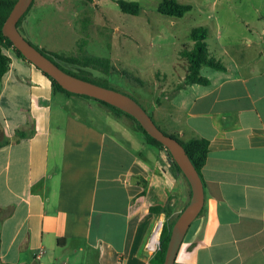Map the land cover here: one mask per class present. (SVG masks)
I'll return each mask as SVG.
<instances>
[{"label":"crops","instance_id":"0c3cea01","mask_svg":"<svg viewBox=\"0 0 264 264\" xmlns=\"http://www.w3.org/2000/svg\"><path fill=\"white\" fill-rule=\"evenodd\" d=\"M258 30L245 42L255 45L254 56L234 48L238 56L221 60L224 69L200 67L206 84L181 85L186 66L173 81L157 77L159 95L171 104L158 116L173 123L179 139L208 141L203 206L173 264H264L263 23ZM5 52L0 258L46 264L69 244L95 249L97 264H150L156 225L175 220L190 199L185 176L163 169L158 148L148 144L156 150L145 154L142 143L133 145L126 128L82 116L88 97L54 89L36 65L12 48ZM154 205H167V212H151Z\"/></svg>","mask_w":264,"mask_h":264},{"label":"rangeland","instance_id":"374dc122","mask_svg":"<svg viewBox=\"0 0 264 264\" xmlns=\"http://www.w3.org/2000/svg\"><path fill=\"white\" fill-rule=\"evenodd\" d=\"M133 1L139 4L136 14L122 11L116 0H33L18 30L48 55L55 52L83 62L102 59V65L88 64L81 73L130 95L161 130L173 133V123L158 116L166 113L171 104L159 95L157 77L173 81L182 74L186 62L179 51L192 46L190 31L198 26L207 29L205 41L211 54L220 60L238 56L234 48H244L247 55L254 56L255 45L245 47V42L261 33L258 29L264 24V0H176L191 6L182 16L160 13L157 6L162 0ZM55 60L64 68H75ZM86 99L91 104L79 109L82 116L93 115L95 123L105 128H126L130 142L142 143L145 154L156 150L143 141L140 131L129 126L132 120L125 114H115L97 100ZM160 226L158 223L155 227L157 238ZM70 248L69 244L59 248L55 258L46 264H97L95 249Z\"/></svg>","mask_w":264,"mask_h":264},{"label":"trees","instance_id":"16d2710c","mask_svg":"<svg viewBox=\"0 0 264 264\" xmlns=\"http://www.w3.org/2000/svg\"><path fill=\"white\" fill-rule=\"evenodd\" d=\"M15 0H0V81L6 70L8 69L9 63H10V57L9 55L5 52L7 48H12L14 51L24 59H26L21 52L16 49L11 40L5 36L2 32V25L3 22L8 15L11 7L13 6ZM33 2V0H32ZM31 2V4H32ZM119 8L124 11L128 12L131 14H136L139 10V4L137 1H131V0H116ZM30 4V5H31ZM30 7V6H29ZM28 7V8H29ZM191 8L189 4H184L177 2L176 0H162L158 6L157 10L160 13L171 15V16H182L185 11H188ZM28 9L20 16L18 19L16 25L17 28L19 27L20 21L26 14ZM19 29V28H18ZM20 31V30H19ZM207 35V29L203 26H198L194 27L190 31V38L193 41L192 46L190 48H183L180 49L179 54L186 60V73L184 76V81L181 85L187 84V83H202L206 84L207 83V78L202 76L200 74V67L202 65L210 66L212 68L216 69H224V64L219 58H216L214 55L211 54V52L208 49L207 43L205 41ZM29 41V40H28ZM34 45V44H33ZM35 46V45H34ZM38 48L37 46H35ZM41 52H43L40 48H38ZM46 56H48L50 59H52L59 67H61L63 70L76 75L78 77L90 80L92 82H95L97 84L104 85L100 82H97L91 78H89L87 75L81 73L85 71L83 67L87 66L88 64L92 65H102V59L100 58H93L92 60H89L88 62L85 61H80L79 59L72 57V56H65L63 54L51 52V55H48L47 53L43 52ZM54 58H53V57ZM55 59L58 61H63L67 64H70L74 66V69L69 68H64L61 66ZM28 60V59H26ZM29 61V60H28ZM31 62V61H30ZM40 69V68H39ZM41 70V69H40ZM47 77L51 80L52 86L56 90L63 91L65 93L69 94H78V93H73L71 91H68L64 87H62L55 79H53L49 74H47L45 71L41 70ZM179 85V86H181ZM106 86V85H104ZM83 95L86 97L93 98L97 100L98 102L102 103L103 105L107 106L111 111H113L115 114H125L127 117H129L132 120V126L131 128L134 130H138L142 134V139L146 144H150L164 153L162 157V165L163 169L165 171H170L171 174L174 176L177 173H182L180 167L177 165L173 157L171 156L170 152L168 149L157 139L152 137L150 134H148L143 127L140 125V123L130 114L127 112L121 110L120 108L113 106L103 100L96 99L92 96L85 95V94H79ZM149 114V113H148ZM150 115V114H149ZM151 116V115H150ZM157 125V124H156ZM158 126V125H157ZM159 127V126H158ZM163 131V130H162ZM166 134L171 135L172 137L176 138L184 147V150L186 154L188 155L189 159L191 160L192 164L196 168L201 180V168L204 165L206 161V156L208 153V141L204 137H191L187 140H181L179 139L175 134L173 133H167L163 131ZM17 135H24L22 131H16ZM7 142L6 140L0 141V145ZM203 183V180H202ZM204 184V183H203ZM149 210L153 213H160L161 211L167 212V205L164 206H159V205H154L150 206ZM1 218V214H0ZM175 220H169L168 218L163 219L161 222L160 230H159V243L156 248V250L152 253V255L149 258L150 264H162L163 258H164V253H165V248L166 244L169 238V234L171 231V227L173 225ZM0 264H8L7 262L3 261L0 258Z\"/></svg>","mask_w":264,"mask_h":264},{"label":"water","instance_id":"95a60500","mask_svg":"<svg viewBox=\"0 0 264 264\" xmlns=\"http://www.w3.org/2000/svg\"><path fill=\"white\" fill-rule=\"evenodd\" d=\"M31 2L32 0H15L3 22L2 32L11 40L13 46L26 59L49 74L68 91L103 100L132 115L148 134L160 141L168 149L187 179L191 189L190 199L178 214L171 227L162 262V264H173L188 227L203 206V183L196 168L186 154L182 144L176 138L164 133L156 125L148 112L133 97L119 90L97 84L63 70L21 34L16 23L20 16L28 9Z\"/></svg>","mask_w":264,"mask_h":264},{"label":"built area","instance_id":"2783aa9c","mask_svg":"<svg viewBox=\"0 0 264 264\" xmlns=\"http://www.w3.org/2000/svg\"><path fill=\"white\" fill-rule=\"evenodd\" d=\"M157 232V229L156 230H154V232L152 233V235H151V238H150V241H149V243H148V248H150L151 250H153V251H155L156 250V248H157V246H158V238L157 239H155V241H153V243H152V237H153V234H155Z\"/></svg>","mask_w":264,"mask_h":264},{"label":"bare ground","instance_id":"6f19581e","mask_svg":"<svg viewBox=\"0 0 264 264\" xmlns=\"http://www.w3.org/2000/svg\"><path fill=\"white\" fill-rule=\"evenodd\" d=\"M155 239H157V232L155 234H153L152 243H153V241H155Z\"/></svg>","mask_w":264,"mask_h":264}]
</instances>
